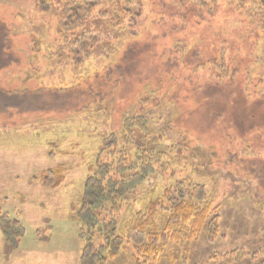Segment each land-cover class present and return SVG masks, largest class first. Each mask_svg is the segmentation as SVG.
Masks as SVG:
<instances>
[{
  "label": "rangeland",
  "instance_id": "374dc122",
  "mask_svg": "<svg viewBox=\"0 0 264 264\" xmlns=\"http://www.w3.org/2000/svg\"><path fill=\"white\" fill-rule=\"evenodd\" d=\"M146 1L148 11L136 23L125 22L104 40L94 62L104 69L85 68V77L65 66L60 73L50 55L57 54L55 0H0V58L8 61L0 68V214L25 229L18 246L6 244L0 232V264H78L74 208L88 166L108 135L121 133L135 115L147 121L148 144L179 146L175 173L204 184L218 205L214 241L203 231L194 241L164 245L148 264H207L232 248L264 249V135H258L264 106L254 110L255 119L246 106L264 92V27L221 3L212 19L196 0ZM212 54L221 61L214 74L204 64ZM57 165L65 168L62 183L41 185L36 176ZM169 178L158 169L137 207ZM37 229L43 231L36 235ZM107 264H135L132 245L124 242Z\"/></svg>",
  "mask_w": 264,
  "mask_h": 264
},
{
  "label": "trees",
  "instance_id": "16d2710c",
  "mask_svg": "<svg viewBox=\"0 0 264 264\" xmlns=\"http://www.w3.org/2000/svg\"><path fill=\"white\" fill-rule=\"evenodd\" d=\"M55 3L57 23L51 37L57 54L50 55L57 60L58 70L61 71L65 66L72 72L78 73L85 68L88 71L91 68V73H97L104 69L103 65L97 66L94 63L104 40L112 39L116 31H122L125 22L136 23L148 11L150 2L55 0ZM219 4L229 8L231 6L238 14H248L254 20L258 18V25L264 27V0L194 2L195 6L205 8L208 14H212V19L216 18L214 10ZM255 7L261 11L260 14L253 12ZM1 36L4 41L7 40L4 34ZM222 55L223 51L219 50V58L223 60ZM2 59L3 57L0 58V68L8 64V61ZM220 63L214 54L204 59V64L213 74L219 69ZM196 69L198 68H193L192 71ZM232 70L233 68L228 67V73ZM233 72H236L235 67ZM81 74L88 76L82 72ZM263 102L264 92L253 103L246 105L250 118L255 119L254 110L262 108ZM234 120L240 123L241 118L236 116ZM149 134L147 121L142 116L127 117L122 132L115 131L108 135L94 165L88 166L90 174L84 181L80 202L74 208V223L81 241L78 264H107L123 250L124 242L132 245L135 264H148L161 256L164 245L194 241L203 231L208 241L217 238L218 205L213 207L205 185L190 182L186 178L180 179L175 173L177 171H174L178 161L174 158V153H177L179 146L162 145L159 148L154 142L148 144ZM258 135L262 137L264 131L261 130ZM251 136L252 133L249 138ZM255 139L256 137H252V142ZM158 169L159 172L168 173L170 178L167 184L161 185L158 192L148 198L141 208L137 207L136 204L149 190V182L155 178ZM64 173V166L57 165L42 171L36 177L44 187L54 188L62 183ZM184 182L186 185L183 187ZM261 182L264 185L263 179ZM127 210L133 213L128 215V219H124L122 214ZM122 219L124 236L118 233V224ZM184 223L187 228L182 232ZM42 231L37 229L36 235ZM0 232L10 246H18L25 235L22 223L6 213L0 214ZM245 258H257V264H264V249L248 251L242 247L232 248L224 253L213 254L207 264H236Z\"/></svg>",
  "mask_w": 264,
  "mask_h": 264
}]
</instances>
